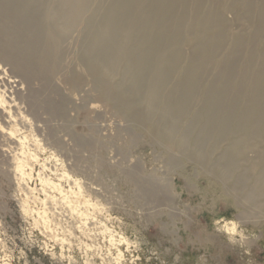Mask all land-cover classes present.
Returning a JSON list of instances; mask_svg holds the SVG:
<instances>
[{
	"label": "bare ground",
	"instance_id": "bare-ground-1",
	"mask_svg": "<svg viewBox=\"0 0 264 264\" xmlns=\"http://www.w3.org/2000/svg\"><path fill=\"white\" fill-rule=\"evenodd\" d=\"M75 30L78 47L71 53L100 99L169 156L182 185L198 193L201 175L210 186L199 191L202 197L224 186L246 209L264 210V0H0V86L37 77L49 88ZM80 75L69 73L67 80L78 87ZM14 95L0 89V145L14 143L11 160L21 182L39 165L44 198L26 184L40 205L34 212L50 228L46 199L60 197L85 222L95 204L63 168L40 162L17 135L20 104L36 114L39 94L16 89ZM48 109L59 114L62 105ZM186 163L194 164V175L183 172ZM161 187L146 190V198L166 200L175 189L165 181Z\"/></svg>",
	"mask_w": 264,
	"mask_h": 264
},
{
	"label": "rangeland",
	"instance_id": "rangeland-1",
	"mask_svg": "<svg viewBox=\"0 0 264 264\" xmlns=\"http://www.w3.org/2000/svg\"><path fill=\"white\" fill-rule=\"evenodd\" d=\"M77 33L63 43L64 52L70 50L63 54V72L54 76L51 88L33 77L18 84L5 82L0 89L8 97L16 89L22 96L29 89L39 94L36 114L20 104L21 113L14 119L17 135L26 137L40 162L63 168L95 206L86 211L84 222L60 197L46 199L51 223L45 228L34 212L40 205L26 188L28 184L44 198L39 165L33 163L31 178L21 182L11 160L17 151L14 143L2 142L0 264H264V210L246 209L241 196H228L224 186L211 187L202 197L199 191L210 186L201 175L195 177L199 194L182 185L169 156L100 99L95 82L74 58ZM72 72L83 78L78 87L67 80ZM55 104L62 105L59 114L48 109ZM182 169L194 175V164ZM120 174L128 176L126 182ZM163 181L175 186L173 193H166L168 199L146 198V190L162 192ZM233 223L236 231L226 229Z\"/></svg>",
	"mask_w": 264,
	"mask_h": 264
}]
</instances>
